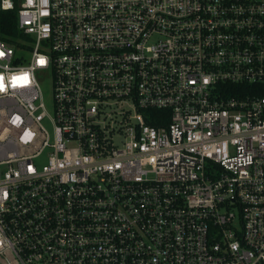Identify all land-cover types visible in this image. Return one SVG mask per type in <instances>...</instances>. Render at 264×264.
Masks as SVG:
<instances>
[{
	"label": "built area",
	"instance_id": "1",
	"mask_svg": "<svg viewBox=\"0 0 264 264\" xmlns=\"http://www.w3.org/2000/svg\"><path fill=\"white\" fill-rule=\"evenodd\" d=\"M10 11L0 264H264V0Z\"/></svg>",
	"mask_w": 264,
	"mask_h": 264
},
{
	"label": "trees",
	"instance_id": "2",
	"mask_svg": "<svg viewBox=\"0 0 264 264\" xmlns=\"http://www.w3.org/2000/svg\"><path fill=\"white\" fill-rule=\"evenodd\" d=\"M16 32V15L14 11L0 13V38L14 37Z\"/></svg>",
	"mask_w": 264,
	"mask_h": 264
},
{
	"label": "rangeland",
	"instance_id": "3",
	"mask_svg": "<svg viewBox=\"0 0 264 264\" xmlns=\"http://www.w3.org/2000/svg\"><path fill=\"white\" fill-rule=\"evenodd\" d=\"M23 55L25 57H29L30 56V53L29 52H23ZM43 91L45 93V102L47 103V105H49V101H50V91H49V87H48V84H45L43 86ZM116 120L119 121L120 120V116H116Z\"/></svg>",
	"mask_w": 264,
	"mask_h": 264
}]
</instances>
